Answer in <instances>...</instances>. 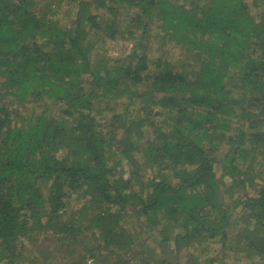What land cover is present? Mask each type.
Here are the masks:
<instances>
[{
	"label": "trees",
	"instance_id": "trees-1",
	"mask_svg": "<svg viewBox=\"0 0 264 264\" xmlns=\"http://www.w3.org/2000/svg\"><path fill=\"white\" fill-rule=\"evenodd\" d=\"M41 237L66 264H264V0H0V264Z\"/></svg>",
	"mask_w": 264,
	"mask_h": 264
},
{
	"label": "rangeland",
	"instance_id": "rangeland-1",
	"mask_svg": "<svg viewBox=\"0 0 264 264\" xmlns=\"http://www.w3.org/2000/svg\"><path fill=\"white\" fill-rule=\"evenodd\" d=\"M155 41H157V40L154 39V42ZM132 45H133V42L127 41V40L126 41H117V42H110L109 41L107 43V46H106L107 54L109 57H111L113 59L121 58V57L125 56L130 51L129 49L132 47ZM165 50L167 52H170L171 54L176 52V51L173 52L171 47H167ZM159 53L160 52L158 49L157 50L154 49V51L151 52V54H156V55ZM38 111H40V108L37 107L36 112H38ZM21 114L23 115L22 117L24 118V117L30 115V111L29 110L28 111L23 110L21 112ZM106 120H108V119H106ZM248 190H249L248 192L250 194H252L255 192L256 187H253V188L249 187ZM34 243H35L34 245H31V250H30L31 253H29V256L37 262H35L33 260L34 262H31L30 264H52V262H57L59 264H66L65 260L55 261L58 256H54L53 258H50V259L47 257V251H45V242L43 241V237H41V239L38 242H34ZM213 245L214 244L206 245V247H205V243H203L201 245V250L203 247L205 248V251H204L205 254L202 257L203 261L200 262L201 264H207L214 259L218 260V261H215L214 264H233V263L246 264L247 261L244 258H239L238 262H236L235 259H233L235 256L232 254H229V255L222 254V253L219 254L218 246L217 245L213 246ZM193 252L196 254V256ZM193 252L192 253H189L186 251L182 252L183 254L181 255V262L183 263L186 260L187 255H192L196 258L197 255L200 253L197 249ZM216 253H218V254H216ZM32 255H33V257H32ZM55 255H57V254H55Z\"/></svg>",
	"mask_w": 264,
	"mask_h": 264
}]
</instances>
